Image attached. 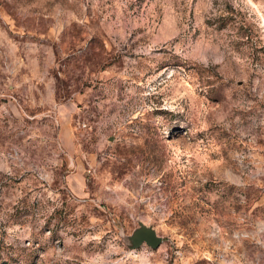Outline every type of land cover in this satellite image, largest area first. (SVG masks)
Wrapping results in <instances>:
<instances>
[{
    "label": "rangeland",
    "instance_id": "rangeland-1",
    "mask_svg": "<svg viewBox=\"0 0 264 264\" xmlns=\"http://www.w3.org/2000/svg\"><path fill=\"white\" fill-rule=\"evenodd\" d=\"M0 264H264V0H0Z\"/></svg>",
    "mask_w": 264,
    "mask_h": 264
},
{
    "label": "water",
    "instance_id": "water-1",
    "mask_svg": "<svg viewBox=\"0 0 264 264\" xmlns=\"http://www.w3.org/2000/svg\"><path fill=\"white\" fill-rule=\"evenodd\" d=\"M134 239L138 244L145 242V244L152 249H156L162 243V239L157 237L151 228L144 226H141L140 229L136 231Z\"/></svg>",
    "mask_w": 264,
    "mask_h": 264
}]
</instances>
